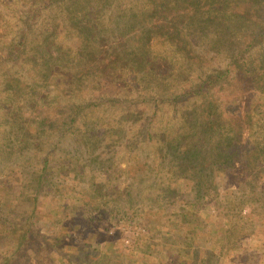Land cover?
<instances>
[{
  "label": "rangeland",
  "instance_id": "374dc122",
  "mask_svg": "<svg viewBox=\"0 0 264 264\" xmlns=\"http://www.w3.org/2000/svg\"><path fill=\"white\" fill-rule=\"evenodd\" d=\"M245 69L256 81L240 97L233 79ZM225 72L228 82L197 94ZM209 102L221 120L210 137ZM76 104L86 107L80 122L54 149V127ZM234 112L245 119L239 164L214 168ZM47 151L46 173L65 183L39 193L36 231L15 261V237L0 234V264H97L76 250L112 247L113 264L120 254L125 264H181L196 251L214 264H264V0H0V230L29 217L18 181L35 179ZM199 169L198 195L182 180L166 200L153 197L157 173ZM181 209L195 222L178 231Z\"/></svg>",
  "mask_w": 264,
  "mask_h": 264
},
{
  "label": "trees",
  "instance_id": "16d2710c",
  "mask_svg": "<svg viewBox=\"0 0 264 264\" xmlns=\"http://www.w3.org/2000/svg\"><path fill=\"white\" fill-rule=\"evenodd\" d=\"M20 52V48H16L14 51H12L10 53V58L14 59L15 57L18 56V53ZM229 76V72H225L224 74H216V75H210L207 79H204V81L201 83V85L197 86V94H201L203 91L210 90L212 87H216L220 84V82H228L227 78ZM234 91L236 93V95H239L240 97L243 96H248L249 92L251 90V88L254 86V84L252 85V83H254L256 81V77L254 74L250 73L249 71H247L246 69L243 70L242 72H237V74H235L234 76ZM192 90H189L188 92H186L185 94H180V95H175L172 96L171 98H168L167 100L170 103H174V102H178V100L181 97H185L187 95L190 96V94L192 93ZM192 95V94H191ZM168 102V103H169ZM86 107L81 105V104H76L73 105L70 108V112L67 116H65L63 118V121L60 123V125L58 127H54L56 128V143H53V141L51 142L52 146L55 145L53 148L55 149L56 145L63 139L66 137V134L69 131H74V129L76 128V126H78L81 116L84 113ZM235 114H233L231 116V120H230V129H228V135L224 136V137H220L218 140V146H219V152L218 155L216 156V160L214 162V168H218L220 166H224L227 164V167L229 169H232L234 165H238L239 164V160L237 158L238 157L237 153V142H239L243 135H244V129H245V119L241 116L240 113L234 112ZM248 120V119H247ZM220 117L217 114V110H216V106H215V102H209L204 110V120L202 122V131H203V135L204 136H213L214 134L216 135L219 132L220 127ZM38 125V124H37ZM52 148V149H53ZM53 152L51 151H47L45 154V157L43 158V167L37 172V175L34 176L35 179L33 180H29V178L27 177V175L23 174L20 175V180L18 181V183L20 185H22V188H24V191L22 192V196H19L20 199H23V202L26 203H30L31 209L29 212V217L25 219V221L22 223L21 226H15V224H10V225H5L4 228L2 227L0 230V234H4L6 235V237H15L12 238L11 240H13V245L12 248H14V250H12L10 258L16 259V257L18 256V253H20V251L23 249V247L25 246V244L29 241H31V233L32 231L35 232L36 230L34 229V226L36 224V222L34 221L35 218V212L37 210V205H38V200H39V193L42 191H45L44 194L49 196L52 195V192H56L57 189L59 188L58 185L59 183H65L64 181H60L57 180L58 182H53V180L55 179V177H53V175H49L48 173H46L49 170V160H48V156L50 157V155H52ZM237 157V158H236ZM158 175V173L156 174V176L153 178L152 180V188L151 191H153L155 193V195L153 196L156 200H166L167 198V194L169 192V189L172 187V183L177 184L179 181H186L190 184V188L191 191L194 192L198 195L200 193V189L201 187H203V180L202 178V172L201 169H199L198 171H195L194 174H192L189 177H185V175L183 176V178L177 179V178H172V177H165V176H161ZM185 178V179H184ZM202 180V182H201ZM24 186V187H23ZM30 188V190H28L27 192H25L26 188ZM91 188H94V200H96V202H99V206H100V201L105 199V195L102 194V189L101 187H98V185L96 184H92ZM35 190V191H34ZM34 191V192H33ZM139 192V191H138ZM147 193V190L145 191ZM59 193V197L61 198L60 202L62 201L63 197L67 196V194H63V191L60 190L58 191ZM70 195V194H68ZM138 196H140V192L137 194ZM145 194L143 193V196ZM54 197H56V194L53 195ZM138 198V197H136ZM128 200V199H125ZM144 200V199H141ZM95 203V202H94ZM90 204V203H89ZM188 205V204H187ZM193 205V204H191ZM98 206V207H99ZM190 208V205H188ZM103 207V206H102ZM139 211H134V217L136 216H146V214H138ZM188 212L186 213L185 209H181L180 213L176 216V218H178V220H180L179 223H175L174 225L176 227H178V231L180 230V228L182 226H185L186 224L192 225L194 224L195 220L194 219H189L187 220V216H188ZM175 216V215H174ZM132 218V217H130ZM92 221L95 220V218L91 215L90 218ZM61 220H59L60 222ZM58 222V223H59ZM62 222H60V224H62ZM73 224L75 225V229H79L83 227L82 222L80 221V219H75V221L73 222ZM72 225V223L70 224V226ZM19 228V229H18ZM105 231V230H104ZM19 233V236H16V234ZM100 233V232H99ZM180 241V240H179ZM185 244L187 246H190V244L186 243ZM113 252H112V251ZM76 251H78V254L81 257H84L85 259H90L91 257L95 256L98 259L97 264H113L110 260L104 259L106 257V255H108V253L111 251L112 253L114 252H121L118 248L112 247V249L109 250V252H107L108 250H106V252H102V254H96V252L93 249H87V250H83L82 248H78ZM186 253H189L188 249L186 250ZM194 251V250H192ZM114 255H116V253H114ZM112 255V257L114 256ZM121 256L117 255V259H119V262H116L117 264H125V262H121ZM102 257V258H101ZM188 260L186 259V262H182L181 264H211L212 261L206 260L200 256H198L197 251L192 254L189 253L187 254ZM178 258H183V255H179ZM11 260H9L10 262ZM100 261V263H99ZM214 264V263H212Z\"/></svg>",
  "mask_w": 264,
  "mask_h": 264
}]
</instances>
